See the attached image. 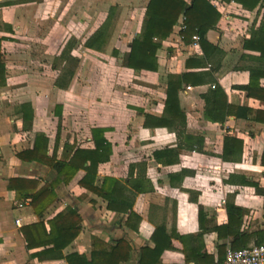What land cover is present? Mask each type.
<instances>
[{"label":"crops","instance_id":"crops-1","mask_svg":"<svg viewBox=\"0 0 264 264\" xmlns=\"http://www.w3.org/2000/svg\"><path fill=\"white\" fill-rule=\"evenodd\" d=\"M149 1L0 0V264H69L50 254L37 257L44 247L29 248L21 231L69 206L83 222L64 255H89L97 237L112 245L126 236L134 251L123 264H138V250L153 245L158 225L169 235L185 236L172 238L162 264H221L229 248L264 243V98L239 88L249 83L252 68L264 69L260 51L245 46L264 6L251 10L236 1L211 0L221 18L206 37L217 51L205 58L202 46L198 51L180 40L175 25L161 41L156 70L130 68L123 56L141 31ZM101 28L105 41L89 47L88 39ZM185 72L203 77L180 90L185 131L179 137L167 127L145 126V113H164L169 76ZM259 82L264 87V75ZM213 83L222 87L231 108L254 111L214 110L206 116L202 95ZM95 126L107 128L113 146L111 159L99 165V177L142 181L144 190L133 202L135 220L127 226V213L108 209L105 199L80 186L82 168L69 184L59 185L56 200L40 218L30 198L17 199L10 180L34 178L40 188L55 171L18 153L45 133L49 156L55 151L62 158L68 143L67 160L80 164L76 149L94 147ZM227 136L242 141L239 157L222 158ZM164 148L174 153L155 159L154 151ZM130 189L131 198L136 190ZM227 204L243 211L229 216Z\"/></svg>","mask_w":264,"mask_h":264},{"label":"trees","instance_id":"trees-1","mask_svg":"<svg viewBox=\"0 0 264 264\" xmlns=\"http://www.w3.org/2000/svg\"><path fill=\"white\" fill-rule=\"evenodd\" d=\"M225 1L239 2L251 10L257 6H264V0ZM183 15L186 16L185 24L187 25V29L184 32L185 42L190 43L192 35L197 33L200 36L205 58L209 57L211 52L217 51L218 48L210 43L206 37L208 30L214 29L221 18L220 12L211 3V0H150L147 5L141 31L129 45V51L124 54L123 64L130 68L156 70L158 67L157 52L161 47V41L171 34L173 28ZM104 33V28L99 29L88 39L87 45L99 48L105 41ZM245 46L258 49L261 54L260 59L264 60V12L260 25L256 30L252 31L251 37L245 42ZM250 72L249 83L239 86V88L246 90L249 96L256 95L264 98V87L259 82L260 76L264 75V69H259L258 72L252 68ZM201 75L185 72L169 76L163 115L153 116L145 113L144 125L167 127L176 132L180 137L187 126L186 115L182 110L179 96L180 90L191 79H203ZM212 85H214V88L202 95L205 100L204 111L206 116H209V113L214 110H225L228 113L234 111L236 114L239 113L240 109L245 110L247 113L254 111L250 108H231L222 87L217 83H213ZM56 110V115L60 116L61 112L58 105ZM224 120L225 118L223 117L220 119V122L223 123ZM24 122L26 126V115ZM106 131L107 128L105 127L95 126L91 128L94 147L76 149V153L82 157L80 164L67 160L66 154L70 149L68 143H65L62 158L57 159L55 151L49 156V137L45 133L37 134L33 147L19 152L18 156L24 160L36 159L49 165L55 171V175L52 180H45L40 188L38 187L39 181L34 178L11 179L10 186L16 190L17 199L23 201L26 198H30L35 213L42 218L44 212L56 200L59 185L69 184L82 168L85 170V174L79 181L80 186L105 199L108 209L127 213L126 225H132V222L136 218L133 202L136 195L144 190V187L141 180L129 181L128 178L99 177V165L109 161L113 154V146L105 135ZM58 137L59 135L57 134V140ZM184 138L187 140L192 139L190 135H186ZM242 144V141L227 136L225 138L222 158L229 160L239 157L242 151ZM173 153L174 150L171 148H164L155 150L153 155L155 159L160 160L162 157L170 156ZM169 161L171 162V160ZM245 182L258 188V184L255 181L246 180ZM130 187L136 190L135 193L133 192L134 194L131 198L127 194V191L131 190ZM227 210L229 216L234 212L240 214L243 211L242 208L232 204H227ZM200 213L202 214L201 206ZM82 222L83 219L78 210L69 206L47 222L40 220L36 223L28 224L23 226L21 231L29 248L44 247L42 251L36 253V256L41 259L46 257V254H50L55 258L66 259L69 264H123L130 261L134 247L131 240L126 236L119 237L112 245L97 237L94 239V246L89 255L77 251L64 255L63 250L81 232ZM46 223L49 228H47ZM173 237L182 240L185 238V236L178 233L169 235L166 232L165 225H158L151 237L153 245H144L138 250V264H162L161 256L166 249L173 247ZM261 243L263 242L256 244Z\"/></svg>","mask_w":264,"mask_h":264},{"label":"built area","instance_id":"built-area-1","mask_svg":"<svg viewBox=\"0 0 264 264\" xmlns=\"http://www.w3.org/2000/svg\"><path fill=\"white\" fill-rule=\"evenodd\" d=\"M185 20L186 16L183 15L177 23L179 29V38L181 41H185L184 32L187 29ZM200 43V36L197 33L193 34L190 45L200 51ZM212 86L214 87V85ZM221 264H264V243L252 244L239 249L229 248L226 252L225 259Z\"/></svg>","mask_w":264,"mask_h":264},{"label":"rangeland","instance_id":"rangeland-1","mask_svg":"<svg viewBox=\"0 0 264 264\" xmlns=\"http://www.w3.org/2000/svg\"><path fill=\"white\" fill-rule=\"evenodd\" d=\"M65 135V134H64Z\"/></svg>","mask_w":264,"mask_h":264}]
</instances>
